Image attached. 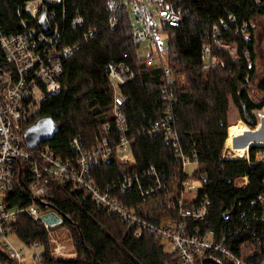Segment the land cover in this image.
Returning a JSON list of instances; mask_svg holds the SVG:
<instances>
[{
    "label": "trees",
    "instance_id": "1",
    "mask_svg": "<svg viewBox=\"0 0 264 264\" xmlns=\"http://www.w3.org/2000/svg\"><path fill=\"white\" fill-rule=\"evenodd\" d=\"M28 1L0 0L2 31L22 30L21 18L30 17L25 11ZM117 1L47 3L48 10L56 13L53 23L61 28L60 45H78V49L62 55L61 91L44 102L38 116L52 118L55 126L43 143H50L56 157L66 159L74 155V137H80L87 149L98 147L106 137H119L107 67L125 60L135 73L122 85L128 97L124 118L130 153L116 149L109 160L93 162L91 176L102 189L115 184L113 194L156 224L177 219L181 182L192 176L201 184L194 203L209 199L210 211L204 220H186L189 226L212 229L217 242L247 262L264 261V160L257 158L264 145H252L236 157L223 155L224 147L230 153L229 128L244 121L255 126L254 111L264 106V71L260 74L257 66L253 24L256 16H264V0H147L176 9L182 19L178 25L164 23L160 34L167 36V42L157 43L156 50L150 45L145 55L140 53L144 41L134 37L131 10L115 7ZM78 16L81 23L74 22ZM29 19L43 30L37 17ZM231 101L241 119L229 123ZM170 115L179 147L167 142L156 127ZM178 152L198 157L192 175L183 172ZM150 168L163 172L165 187L150 195H142L136 187L120 191L119 179L125 173L142 174ZM245 177L246 183H238ZM31 180L28 165L20 167L6 202L10 207L35 202L43 210H58L65 215L60 226L66 228L75 249L74 256L54 254L50 230L20 213L11 223L12 235L24 244L38 243L40 264H174L178 260L154 231L144 229L138 236L129 220L109 212L80 189L52 184L48 195L35 198L29 189ZM203 257L233 264L220 251L206 250ZM4 261L10 256L0 248V262Z\"/></svg>",
    "mask_w": 264,
    "mask_h": 264
},
{
    "label": "built area",
    "instance_id": "2",
    "mask_svg": "<svg viewBox=\"0 0 264 264\" xmlns=\"http://www.w3.org/2000/svg\"><path fill=\"white\" fill-rule=\"evenodd\" d=\"M60 2L62 0H29L25 11L30 17L38 18L47 3ZM150 4L155 5V8L150 9ZM114 6L128 7L131 10L135 24L134 37L150 42L155 50L163 24L178 25L182 19L176 9L160 7L156 2L149 3L147 0H119ZM55 16L54 10H48L50 32L39 31L30 23V17L21 18L20 32L7 33L0 27V248L6 250L10 256V261L0 264H26L24 251L15 247L9 238L12 235L11 223L20 213L28 214L35 222L50 230L54 254L67 257L75 254L74 247L70 246L71 250L67 248L54 233L53 229L58 228L61 222L52 225L44 218L45 213L56 210L55 208L43 210L35 202L26 206L10 207L6 202L8 192L18 177L19 168H24L25 165H28L32 174L29 189L33 197L48 195L52 184L80 189L86 197L105 206L109 212L129 220L138 236L142 235L144 229L154 231L157 238L165 243L166 250L178 256L174 264H213L205 261L207 258H214H204L206 250L220 251L233 264H264V261L247 262L233 254L228 247L215 240L212 229L203 231L198 226H189L186 220H204L210 211L209 199L196 205L195 197L193 200L187 197L194 190L192 176L184 178L181 182L177 219L167 218L162 224L148 221L134 208L124 204L117 194L112 193V186L115 184H109L106 189H102L91 176L93 162L109 160L116 149L127 155L130 153L128 126L124 118L128 97L122 92V85L132 79L135 73L125 60L112 62L107 67V76L114 89L113 113L120 131L118 138L106 137L98 147L87 149L80 137H74V155L66 159L56 157L50 143H43L44 140L34 147L27 143L26 131L39 119L44 102L61 91L60 78L65 71L62 55L68 56L78 49V45H60L61 28L57 22L52 21ZM115 20L117 21V18ZM74 22L81 23L82 18L78 16ZM172 120L170 115L167 119L158 121L156 127L165 134L167 142L175 143L179 147L180 137L172 126ZM109 126V123L105 124V128ZM178 158L186 174L189 173V165H198L199 162L197 156L184 152H178ZM257 158L264 160V152H259ZM150 176L151 181L148 180ZM165 186L163 172L155 168L145 170L142 174L125 173L123 178L119 179L120 191L126 192L136 187L142 195H150ZM30 246L36 250L33 256L40 259L38 243Z\"/></svg>",
    "mask_w": 264,
    "mask_h": 264
},
{
    "label": "rangeland",
    "instance_id": "3",
    "mask_svg": "<svg viewBox=\"0 0 264 264\" xmlns=\"http://www.w3.org/2000/svg\"><path fill=\"white\" fill-rule=\"evenodd\" d=\"M153 8H155V5L150 4V9H153ZM253 24H254L256 44H257V54H258L257 66H258V70H259L260 74H262L263 71H264V16H260V15L256 16L254 18V20H253ZM166 42H167V36L165 34H160L159 35V43L165 44ZM149 48H150V42L144 41L143 45L140 48V53L144 54V55L147 54L148 51H149ZM229 49H230V47H229ZM231 51L233 52V53L232 52L231 53L234 56H236V53H235L236 49L234 47H233V49H231ZM263 110H264V106L262 108H260V109H256L254 111L255 115L258 117V112L259 111H263ZM239 119H241V118L239 117L238 109L234 105V103L231 101L230 109H229V123L236 122ZM258 122H259V117H258ZM258 122H257V124H258ZM251 127H253V126H251ZM262 142H264V140ZM246 154L248 155L247 152H246ZM223 155L224 156H228V157H236L233 154V152L227 153L226 147H224ZM196 168H197V165H189L188 166L189 174L192 175ZM246 179L247 178H240L237 181L240 184H244V183L247 182ZM193 185H194V187H192L194 189L193 192H190L187 195V197L191 198L192 200L194 199L193 197L197 196L198 190L201 188L200 182L197 181L195 178H193ZM53 230H54V233L58 237H60V240L63 241L64 245L73 246V242L68 237L67 230H66V228L64 226H59L58 228L56 227ZM9 238H10L11 242L13 243V245L15 247H17L19 250H23L24 251V253H25L24 259L26 261V264H40L39 262H37L38 259H36L33 256L34 252L36 251L35 249H33L28 244L21 243V241L16 239L13 235H10ZM37 251L40 254L42 252V250L39 247L37 248ZM70 256H74V253L72 255H70Z\"/></svg>",
    "mask_w": 264,
    "mask_h": 264
},
{
    "label": "water",
    "instance_id": "4",
    "mask_svg": "<svg viewBox=\"0 0 264 264\" xmlns=\"http://www.w3.org/2000/svg\"><path fill=\"white\" fill-rule=\"evenodd\" d=\"M48 8L45 6L39 15L38 19L43 27V30L50 32L51 31V23L47 18ZM55 131V126L52 118H39L34 124H32L26 131V140L27 143L34 147L38 142L42 140H46L50 138ZM259 145V144H253ZM43 205H48L47 203H43ZM65 215L60 213L58 210L48 211L44 214L45 220L49 224H57L63 221ZM205 261L211 262L213 264H221V262L216 258H207Z\"/></svg>",
    "mask_w": 264,
    "mask_h": 264
},
{
    "label": "bare ground",
    "instance_id": "5",
    "mask_svg": "<svg viewBox=\"0 0 264 264\" xmlns=\"http://www.w3.org/2000/svg\"><path fill=\"white\" fill-rule=\"evenodd\" d=\"M258 117L259 122L255 127L241 122L229 128L226 144L230 152L244 154L253 144L264 145V110L258 112Z\"/></svg>",
    "mask_w": 264,
    "mask_h": 264
},
{
    "label": "crops",
    "instance_id": "6",
    "mask_svg": "<svg viewBox=\"0 0 264 264\" xmlns=\"http://www.w3.org/2000/svg\"><path fill=\"white\" fill-rule=\"evenodd\" d=\"M66 247L69 248V249L71 250L70 246L66 245Z\"/></svg>",
    "mask_w": 264,
    "mask_h": 264
}]
</instances>
